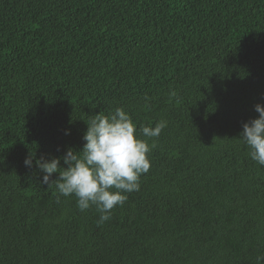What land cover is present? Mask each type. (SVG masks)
<instances>
[{
  "label": "trees",
  "instance_id": "1",
  "mask_svg": "<svg viewBox=\"0 0 264 264\" xmlns=\"http://www.w3.org/2000/svg\"><path fill=\"white\" fill-rule=\"evenodd\" d=\"M257 103L264 0H0V264H264V166L239 138ZM118 107L167 126L98 224L35 159Z\"/></svg>",
  "mask_w": 264,
  "mask_h": 264
},
{
  "label": "clouds",
  "instance_id": "2",
  "mask_svg": "<svg viewBox=\"0 0 264 264\" xmlns=\"http://www.w3.org/2000/svg\"><path fill=\"white\" fill-rule=\"evenodd\" d=\"M255 111L258 117L243 124L239 138L251 159L264 166V104L257 103ZM86 123V143L80 151L69 147L60 157L36 158L35 165L44 173L42 183L55 184L64 197L75 196L80 211L95 206L100 213L97 223L103 224L116 206H123L128 193L139 191L141 176L150 170L149 153L156 146L153 138L160 135L167 121L138 129L131 115L118 107L107 115L99 112ZM61 160L67 167L61 166ZM24 163L31 167L33 157H26ZM57 172L59 177L52 180Z\"/></svg>",
  "mask_w": 264,
  "mask_h": 264
}]
</instances>
